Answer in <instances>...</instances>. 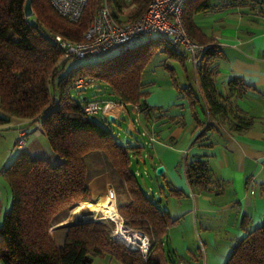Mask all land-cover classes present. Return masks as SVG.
Wrapping results in <instances>:
<instances>
[{
    "label": "trees",
    "instance_id": "1",
    "mask_svg": "<svg viewBox=\"0 0 264 264\" xmlns=\"http://www.w3.org/2000/svg\"><path fill=\"white\" fill-rule=\"evenodd\" d=\"M102 1L87 0L81 18L72 22L55 12L48 0H31L33 12L29 17L24 14L25 0H0V109L8 115L29 119V124L39 120L38 128L60 158L56 164H50L44 158L32 157L24 147L16 148L18 154L4 169L12 203L0 225L1 264H92L95 256L113 258L120 264L179 263L165 261L161 248L168 229L177 219L146 193L131 167L132 157L140 154L145 145L120 143L99 121L110 122L108 117L85 116L82 106L96 94L107 93V97L124 106L138 105L139 112L147 117L151 108L143 100L146 96L144 73L161 54L165 59L181 62H185L188 54L169 46L161 35H144L147 37L143 41L123 47L113 56L65 70L69 58L61 59L62 49L55 36L81 40ZM107 1L113 16L119 20L123 19L118 13L124 14L126 20L140 17L150 2ZM191 1L187 0L182 15L185 29L196 42L212 43V39L203 37L192 16L209 10L213 0ZM250 4L264 14V0H252ZM220 56L219 48L212 43L194 67L200 97H193L192 89L176 85L192 101L200 99L205 104L209 120L197 141L217 124L227 125L231 132H243L255 121L235 104V99L247 88L240 77L227 81L226 94L217 90L215 61ZM79 77L92 79L95 82L92 88L97 93L87 97L83 94L86 89H74V81ZM4 122L6 119L0 116V124ZM90 160L101 162L113 178L115 204L123 224L149 237L151 248L146 260L138 250L113 239L111 220L58 227L65 230L61 244L51 236L50 230L55 229L53 224L60 213L77 201L90 199L87 185ZM185 164L189 184L205 188L211 178L206 159L194 155ZM168 190L177 193L174 189ZM224 264H264V221L232 246Z\"/></svg>",
    "mask_w": 264,
    "mask_h": 264
},
{
    "label": "crops",
    "instance_id": "2",
    "mask_svg": "<svg viewBox=\"0 0 264 264\" xmlns=\"http://www.w3.org/2000/svg\"><path fill=\"white\" fill-rule=\"evenodd\" d=\"M118 17L123 19L125 15L118 13ZM192 20L203 37L212 39L220 50L221 56L215 61L217 90L226 94L227 81L234 76L247 85L235 104L255 118L253 126L231 132L227 125L217 124L197 141L209 118L205 104L200 99L192 101L177 88L187 87L194 92L193 97H200L194 67L189 58L181 62L165 59L163 54L143 75V100L151 108L149 115L124 105L109 107L108 112L115 122H126L128 129L137 133L140 127L137 129L132 121L138 116L155 133L152 144L132 157L131 167L146 193L177 219L161 244L163 259L224 264L232 246L264 221V14L246 0H213L209 10L193 14ZM156 71H160L161 80L147 77ZM170 78L178 82L173 84ZM0 116L6 119L0 124V138L1 133H9L13 148L18 130L28 127L29 119L8 115L1 109ZM126 137L130 143L144 145L143 137L139 140L130 133ZM194 155L203 156L208 163L211 178L205 188L192 187L182 166L183 160ZM159 166L163 170L157 173ZM90 176L95 173L89 171ZM67 215L60 213L54 221L53 232H57L59 244L64 229L58 227L67 223H63ZM92 264L120 263L95 256Z\"/></svg>",
    "mask_w": 264,
    "mask_h": 264
},
{
    "label": "built area",
    "instance_id": "3",
    "mask_svg": "<svg viewBox=\"0 0 264 264\" xmlns=\"http://www.w3.org/2000/svg\"><path fill=\"white\" fill-rule=\"evenodd\" d=\"M48 1L55 12L72 22H77L81 18L87 3V0ZM186 2L187 0H150L147 10L140 17L132 20H119L113 16L108 1L103 0L96 8L81 40L70 41L63 39L60 35L55 36L62 49L61 59L84 58L89 55L101 54L114 47L123 46L137 37L155 33L163 36L169 46L183 48L195 67L203 52L211 47L212 43L203 45L188 35L182 20ZM94 86L95 82L92 79L79 77L74 81V89H87ZM120 105L123 104L114 98L94 96L86 100L82 108L85 116L104 114L109 120H114V115L108 112V108ZM129 107L139 112L138 105L130 104ZM132 123L137 129L140 127L138 133L145 138L144 145H151L155 140L153 130L143 125L138 116ZM33 125L35 128L40 127V121L36 119ZM29 133V127H22L18 130L15 145L17 149L25 147ZM182 166L184 169L186 168L185 160H183ZM130 232L137 236V241L131 245L122 241L130 249L138 250L146 260L151 248L149 237L140 231L130 230ZM113 238L117 239L116 235ZM177 264L187 263L179 262Z\"/></svg>",
    "mask_w": 264,
    "mask_h": 264
},
{
    "label": "rangeland",
    "instance_id": "4",
    "mask_svg": "<svg viewBox=\"0 0 264 264\" xmlns=\"http://www.w3.org/2000/svg\"><path fill=\"white\" fill-rule=\"evenodd\" d=\"M246 1H247L248 5H251V6L253 5V4H250V2L252 0H246ZM255 9H257V11H259V9L257 7ZM123 20H126V18L123 17ZM150 36L151 37H157L158 34L154 33V34H151ZM146 37L147 36L137 37V38L133 39L132 41L124 44L123 46H117V47L112 48L110 51H108L104 54L91 55V56H88L86 58H74V57L69 58L65 64V70L70 69L74 65L87 64V63L98 61V60L103 59L105 57L113 56V55L121 52L123 47H132V46L136 45L137 43L143 41ZM160 76H161L160 71H158V72L156 71L154 74L149 73L147 75L148 78H150L154 81L157 80L158 77H160ZM159 79L161 80V77ZM170 80L172 81L173 84H175V81L178 82L177 78H175V81L172 78H170ZM103 90L104 89H100V91H103ZM95 91H96L95 89L89 88V89H86V91H84L83 93L85 94V96L91 97L92 95L95 94ZM96 96H98L99 98L101 96L107 97L108 94L102 93V94H96ZM100 115H98L97 117H100ZM127 120H130V118L128 117ZM99 121L102 123V125L109 128L111 130L113 136L115 137V139H117L122 144H126V142H128V139L126 137L128 135V133H130L132 136H135L136 138L141 140L140 139L141 136L136 131L134 132V131H131L128 129L126 122L118 123L117 121L112 122L111 120H109L110 122H107L105 120H103V121L99 120ZM27 126L30 127L32 132H30L28 135V140H27V143L24 147V151L28 152L32 157L44 158L50 164H56L57 162H59L60 158L50 148L47 137L42 132V130L40 128H35L33 124H29ZM9 135H10L9 133L5 134V132H3V133H1V136H3V137L0 138V225L2 224L4 214L9 211L11 203H12L10 186L4 177L3 171L6 168V166H8L10 164V162L13 160V158L19 152L18 150H16V146H14L13 148L11 147V145H10L11 140L9 138ZM90 161H91L90 162V169H89L90 173L91 172L95 173V176H96V174H99L97 176H100V178L103 180L105 186L109 190H111L112 194L109 195V199H110V201L112 200L111 202L113 203L114 208L117 211V207L115 204L116 192H115V189H114L113 183H112L113 178H111V175H109V173L105 169V167L101 166V164H102L101 162H99L98 160H90ZM91 178H92L91 176L88 177V182H87V185H88L90 192H91L90 199L87 201H77L75 203L86 204L87 210L91 216V219H99L100 217L101 218L103 217V214H102V212H99L96 210L95 202H94L95 195H94V190L91 186ZM104 192H105L104 189L101 190L102 195H104ZM75 203H73V204H75ZM72 205L68 206L62 213L67 214L69 208ZM118 215H119V213H118ZM91 219H86V220H91ZM104 220H111V219L105 218ZM119 220H120V223L122 224V227L124 226V228L127 229L128 231L133 230V229H131V228H129L123 224V220L121 217H119ZM111 221L114 223V230H113V234H112V237H113L114 235H116L115 233H116V229H117V223L113 220H111ZM54 224H53V228L55 227ZM53 230H50V234L55 239V241L58 243V241H59L58 234H57V232L54 233ZM113 239L121 242L123 245L126 246V244L124 243V241H122V239H120V238H117V239L113 238Z\"/></svg>",
    "mask_w": 264,
    "mask_h": 264
},
{
    "label": "bare ground",
    "instance_id": "5",
    "mask_svg": "<svg viewBox=\"0 0 264 264\" xmlns=\"http://www.w3.org/2000/svg\"><path fill=\"white\" fill-rule=\"evenodd\" d=\"M91 186L94 190L96 210L102 212L104 218L111 219L117 223L116 237L126 241L129 245L136 242L137 236H134L130 231L125 229L124 226L122 227L119 220L120 216L115 210L114 205L111 202L112 200L110 201L109 199V195L112 194V192L105 186L100 176H94L91 178ZM103 189L105 191L104 195L101 194V190ZM80 219H91V216L87 210L86 204L75 203L69 208L68 215L63 223L78 221Z\"/></svg>",
    "mask_w": 264,
    "mask_h": 264
},
{
    "label": "water",
    "instance_id": "6",
    "mask_svg": "<svg viewBox=\"0 0 264 264\" xmlns=\"http://www.w3.org/2000/svg\"><path fill=\"white\" fill-rule=\"evenodd\" d=\"M33 12V9H32V5H31V0H25V3H24V14L25 16L29 17ZM163 170V167L162 166H159L156 168V172L157 173H160L161 171ZM99 219H105L104 217H100ZM94 220H98V219H94ZM93 219L92 220H83V219H80L78 221H73V222H69V223H66L65 225H68V224H80V223H85V222H90V221H94Z\"/></svg>",
    "mask_w": 264,
    "mask_h": 264
}]
</instances>
